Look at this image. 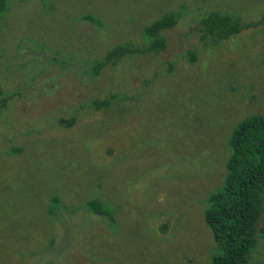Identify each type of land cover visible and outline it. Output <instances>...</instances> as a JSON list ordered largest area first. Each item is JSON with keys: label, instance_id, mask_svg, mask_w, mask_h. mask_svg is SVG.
Returning a JSON list of instances; mask_svg holds the SVG:
<instances>
[{"label": "rangeland", "instance_id": "obj_1", "mask_svg": "<svg viewBox=\"0 0 264 264\" xmlns=\"http://www.w3.org/2000/svg\"><path fill=\"white\" fill-rule=\"evenodd\" d=\"M6 4L0 264H210L219 250L204 210L226 174L229 134L244 117L264 114V24L212 48L195 24L212 10L256 22L264 0ZM171 11L180 17L162 32L164 50L90 76L112 47L145 48L144 27ZM112 93L122 101L97 111L93 102ZM70 117L64 128L60 120ZM52 196L62 205L53 223ZM90 199L109 208L113 226L84 209ZM246 264H264V237Z\"/></svg>", "mask_w": 264, "mask_h": 264}, {"label": "trees", "instance_id": "obj_2", "mask_svg": "<svg viewBox=\"0 0 264 264\" xmlns=\"http://www.w3.org/2000/svg\"><path fill=\"white\" fill-rule=\"evenodd\" d=\"M6 10V0H0V19ZM179 17V13L171 11L146 25L143 30L145 48L135 46L132 42L112 47L100 60L91 64L88 68L90 76H97L106 67H115L124 58L164 50L166 44L162 32L174 29ZM84 20L97 24L90 16H85ZM259 24H264V15L256 22L244 23L237 16L212 10L196 22L195 31L202 45L212 48ZM190 61L193 62L192 57ZM117 98L112 93L102 100H95L92 105L97 111H106L114 102L122 101ZM7 101L8 97L4 96L0 86V110ZM74 122V118L70 117L59 123L64 128H70ZM86 137L89 141L93 140L91 136ZM228 149L226 174L221 189L209 195L208 207L204 210L205 224L211 230L219 250L211 257L210 264H246L257 238L264 237V226L261 225L264 220V114H251L237 123L229 134ZM13 151L18 152L19 149ZM83 207L87 212L104 219L108 225H114L115 220L109 208L100 200L90 199ZM60 209L62 205L59 198L52 196L46 212L50 222L57 221ZM47 245L39 253L40 257L48 256L46 251L54 245L52 239ZM48 260L43 264H55V260Z\"/></svg>", "mask_w": 264, "mask_h": 264}]
</instances>
